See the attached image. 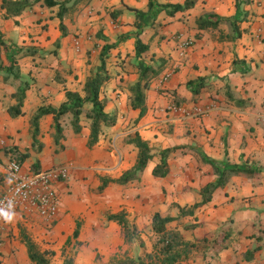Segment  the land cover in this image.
Returning a JSON list of instances; mask_svg holds the SVG:
<instances>
[{
  "label": "crops",
  "instance_id": "1",
  "mask_svg": "<svg viewBox=\"0 0 264 264\" xmlns=\"http://www.w3.org/2000/svg\"><path fill=\"white\" fill-rule=\"evenodd\" d=\"M251 1L243 8L237 0H195L191 7L172 13L161 4L186 0H85L76 24L67 17L69 8L65 12L64 34L55 28L61 22L59 6L38 5L44 15L56 9L47 19L44 16L42 23L48 29H43L38 21L33 23L35 10L6 17L0 0L3 38L10 45L36 50L16 56L21 76L29 81L24 114L18 117H12L8 108L17 103L14 93L21 80L5 79L6 71H0V139L7 140L6 145L0 143L4 176L0 195L8 183L11 159L33 170L73 163L69 178L58 185L57 220L48 224L37 214L12 213L0 232V264H36L23 232L42 250L58 253L64 244L81 241L72 264H111L115 257L145 256L158 238L153 230L156 213L174 218L167 224L170 233L179 232L186 241L206 239L176 264H264V0ZM137 10L146 13L140 17ZM208 12L222 21L217 27L200 28L198 18ZM138 37L148 45L140 56ZM187 41L192 45L186 47ZM106 44L111 45L106 55L110 79L101 97L106 110L116 114V124L104 126L99 142L88 147L89 122L83 121L82 131L75 133L72 122L62 119L63 136L56 141L54 115L45 114L34 142L33 115L44 105L59 107L67 90L83 93L87 77L101 65ZM53 45L56 55L37 58L38 50ZM89 51H93L92 63L86 56ZM1 57L8 65L7 56ZM142 60L158 72L146 90V111L140 116L141 109L131 104L129 86L138 81ZM170 68L175 72L163 82ZM198 78H204L205 85L195 93L188 82ZM135 134L147 140L154 152L174 148L168 158L169 173L153 174L160 162L157 155L135 179L110 182L101 190L103 178H119L136 164L139 149L127 142ZM218 161L255 173L233 174L210 201L193 214L182 215L180 206L202 201L201 190L217 178L213 163ZM119 212H125L137 238L126 240L122 225L109 218ZM230 217L236 230L222 241L224 230L219 224ZM191 224L197 226L188 227ZM78 226L79 235L74 237ZM53 241L55 248L49 244Z\"/></svg>",
  "mask_w": 264,
  "mask_h": 264
},
{
  "label": "trees",
  "instance_id": "2",
  "mask_svg": "<svg viewBox=\"0 0 264 264\" xmlns=\"http://www.w3.org/2000/svg\"><path fill=\"white\" fill-rule=\"evenodd\" d=\"M69 0H3L2 7L5 9L6 17H16L21 15L25 10L32 8L36 4H40L46 7L59 6L58 17L60 18V28L63 33L66 34V26L64 24V14L68 10L66 3ZM195 3V0H186L184 4L180 3H164L161 4L162 8H169L170 12H176L191 7ZM240 1L237 0V4ZM151 6V5H150ZM135 9V8H134ZM138 11V15L144 16L146 12ZM222 21L220 16L214 12H208L203 14L198 18V24L200 28L204 27H217ZM237 34H240L239 28H234ZM0 47L5 49L7 59L9 64L6 65L0 60V71L5 70V79L9 78L10 74L16 79H21V82L14 93V97L17 103L11 105L8 111L12 117H18L24 114L22 106L24 105L26 91L29 88V81L24 79L18 67V61L16 58L17 50L11 51V45L3 38V33L0 29ZM14 47H17L14 45ZM111 45H104L101 52V65L97 68L95 72L90 74L84 84L83 93L75 90L66 91V100L59 106H41L37 112L32 117L33 126V138L34 142L37 141V136L40 131V118L45 114H53L55 121V139L59 140L63 136V126L62 119L65 115H72V125L75 133H80L84 127V119L89 121L90 135L88 139V147H93L96 145L103 133L104 126H112L117 122L116 114L110 113L106 110V101L101 97V92L103 85L110 79L106 65V55ZM148 49V45L144 44L142 40L138 37L136 40V52L140 56L144 51ZM140 77L138 81L129 86L131 92V104L134 108H140L142 116L145 113V100H146V90L150 87V81L157 74L158 71L154 70L152 64L140 61ZM204 78H198V80H190L188 86L198 93L201 88L205 85L203 82ZM239 103L242 100H238ZM127 142L133 143L139 149L138 159L133 168L124 172L119 178H103V184L100 189H104L110 182L116 183H127L130 180L135 179L138 176V172L142 171L150 160L155 156L159 155L160 162L154 167L153 174L158 177L166 176L170 171V166L168 163V158L170 153L174 148H165L159 153L154 152L153 148L150 146L149 142L141 137L139 134L130 135L127 138ZM217 178L215 181L208 183L202 190L203 195L202 201L194 204L193 206H180L182 215L193 214L195 209L202 206L212 199L213 192L219 188L224 187L229 181L230 177L239 172L255 173L254 170L249 168L233 166L229 163L218 161L213 163ZM4 180V176L0 174V183ZM110 219L118 221L123 228L126 240L131 241L137 238V230L133 227L125 212L113 213L109 216ZM174 218L171 216H163L161 213H156L153 217V230L158 235L155 243L154 250L146 253L145 256H138L137 258H117L115 257L111 264H176L181 263L184 259L190 256V253L196 247V245L202 246L206 239L196 241H186L183 236L177 233H170L167 224ZM197 224H191L188 227H196ZM79 226L75 230L74 237L79 235ZM223 239H227L230 235L229 230L225 231ZM23 239L27 244L29 256L32 262L36 264H52L51 256L54 251L52 249L42 250L35 240L23 232ZM71 238L68 239V241ZM226 246L223 244V247ZM258 247H255V249ZM249 254L247 258H250ZM73 259L67 258L63 264H72Z\"/></svg>",
  "mask_w": 264,
  "mask_h": 264
},
{
  "label": "built area",
  "instance_id": "3",
  "mask_svg": "<svg viewBox=\"0 0 264 264\" xmlns=\"http://www.w3.org/2000/svg\"><path fill=\"white\" fill-rule=\"evenodd\" d=\"M185 44L189 47L192 42L187 41ZM174 69L170 68L163 74V82L169 80ZM6 142V138L0 139L3 145ZM72 168L73 163L68 162L41 170L26 169L19 160L11 159L7 165L8 183L0 195V232L6 228L15 211L37 214L48 224H53L60 212L58 185L69 178Z\"/></svg>",
  "mask_w": 264,
  "mask_h": 264
},
{
  "label": "rangeland",
  "instance_id": "4",
  "mask_svg": "<svg viewBox=\"0 0 264 264\" xmlns=\"http://www.w3.org/2000/svg\"><path fill=\"white\" fill-rule=\"evenodd\" d=\"M74 1H76V3H73ZM242 7L245 8L247 4L249 3H252L251 0H239ZM69 12L67 13V17H69V21L70 23L72 24H76L77 23V20H78V13L80 12V10H83L85 8L84 4L86 3L85 0L83 1H78V0H69ZM253 4V3H252ZM1 5V4H0ZM39 4H36L35 7L33 6L32 8H30L29 10H35V13L37 14L35 16V19L37 18L38 20H33V23H40L39 25L44 29V28H47L48 29V24L46 23H42V21L44 22V16L46 17V19L48 18V16L52 13V12H56V9H52L49 11H47V14L44 15V12L40 9V7L38 6ZM36 8V9H35ZM46 13V12H45ZM253 17H254V13H250V19L253 20ZM40 19V20H39ZM36 21V22H35ZM39 26V27H40ZM55 28H59L60 32H62V29L60 28V25H58L57 27ZM55 28H52V31H54ZM55 30V32H57L58 30ZM38 35V34H36ZM33 36V35H31ZM17 50V54L16 56L20 55V54H28L30 52H34L36 51L35 48L33 46H17V47H14V45L12 44L11 45V51H16ZM57 50V47L56 45H53L51 47H43L42 49L38 50L37 53H38V57L37 58H46L48 56H50L51 54L53 55H56L55 51ZM92 54H93V51H89L87 53L86 56H89V61L88 63H92ZM1 56H7L6 55V52H5V49L3 47H0V60L4 61V59L1 57ZM93 68L96 69V66L94 65ZM20 70V69H19ZM10 77H13V74H10L9 75V78ZM4 78H5V75H4ZM25 79V78H24ZM21 80V79H20ZM67 120H72V115L70 114H67L63 117V121L64 122H67ZM85 122H89L87 119H84ZM19 159V158H18ZM225 161V160H223ZM203 197V195H202ZM231 219L227 220V221H224L223 223L219 224V229L221 230H224V235L226 234L225 231L226 230H229V231H235V223H234V220H233V217H230ZM64 239V238H63ZM62 239V240H63ZM223 239V237L221 238ZM224 241V240H222ZM46 243V240L44 241ZM52 244L53 246H51V248H55V244H56V241H53V242H49V244ZM63 243V242H62ZM63 245V244H62ZM70 244L66 243L64 244V246L62 247V253H58L57 251H55L53 253V255L51 256V262H53V264H58L60 261H62V263L65 262V260L68 258H71L74 260L77 252H78V247L81 245V241H78L76 240V243L74 246H69ZM69 246V247H68ZM223 247V245H222ZM56 250V249H54Z\"/></svg>",
  "mask_w": 264,
  "mask_h": 264
}]
</instances>
